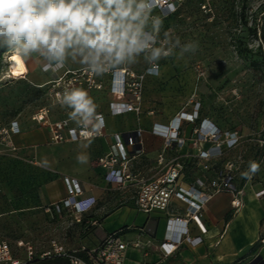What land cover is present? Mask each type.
<instances>
[{
    "label": "crops",
    "instance_id": "obj_1",
    "mask_svg": "<svg viewBox=\"0 0 264 264\" xmlns=\"http://www.w3.org/2000/svg\"><path fill=\"white\" fill-rule=\"evenodd\" d=\"M136 70L128 67L136 73ZM161 69V68H160ZM159 69V71H160ZM157 76H147L157 78ZM45 77V83L53 80ZM107 79V78H106ZM145 81V82H146ZM47 82V83H48ZM89 95L97 93L88 91ZM115 100L108 93L102 103H96L97 113L103 119L104 129L101 135L78 141H69L67 133L62 134L65 141L54 143L51 141L49 128L41 122L32 120L33 113L26 121L15 119L20 132L11 136L13 150L0 144V205L5 208L0 211V218L7 215H17L24 212L42 210L63 200L66 195L64 178L75 179L83 190V197H93L103 201V208L110 207L109 211H97L99 218L97 228H94L89 246L98 244L107 234L123 229L121 239L128 243L138 242L140 247L128 246L125 251L123 264H264V156L259 163V171L242 185L235 183L234 195L229 192L214 194L210 200L202 204L201 223L206 232L201 234L198 227L189 223V235L192 238L201 237L202 241L196 246L183 244L168 257H163L159 246L164 240L168 229V219L183 217L187 206L176 198L171 200L167 212L153 211L148 214L138 212L133 204V189H124L108 184L105 170L96 165V161L104 156L113 144V135L134 134L140 129L142 143L138 153L126 147L130 157V170L142 178H153L167 170V166L158 164V156L163 151L171 120L180 115L179 108L166 104L156 106L146 97L144 89L141 103L142 114L125 113L111 115L108 103ZM197 103V102H195ZM192 103L186 104L192 113ZM190 105V106H189ZM200 110V109H199ZM69 109L63 107L59 120H69L70 127H78L69 117ZM183 113V110L182 112ZM184 116H190L187 112ZM199 115V113H198ZM53 118L51 115L49 119ZM210 123L218 126L213 118L201 116ZM51 121H56L52 120ZM199 121H181L179 138L184 145L178 147L173 144L166 150V161L178 159L183 164L181 178L178 180L179 188L188 190L195 181H206L224 171L215 173L209 165L210 162L225 158H213L209 161L198 157L200 150H206L210 145H193L194 130L198 128ZM2 128V127H0ZM97 131V124L94 126ZM220 128V127H219ZM87 156V163H78L77 155ZM206 169L203 167L206 166ZM123 193L119 200L111 198L115 191ZM209 192L207 188H199ZM263 191V195L256 193ZM113 197V196H112ZM240 200L241 205L234 208L231 205L233 198ZM90 215L88 213L85 217ZM26 241L24 239L16 241ZM35 244L34 242H31Z\"/></svg>",
    "mask_w": 264,
    "mask_h": 264
},
{
    "label": "rangeland",
    "instance_id": "obj_2",
    "mask_svg": "<svg viewBox=\"0 0 264 264\" xmlns=\"http://www.w3.org/2000/svg\"><path fill=\"white\" fill-rule=\"evenodd\" d=\"M152 15L163 19L161 41L168 32L178 36L182 44L197 43L198 49L183 58L172 55L161 59L160 75L145 82L146 97L156 106L169 104L187 114L191 112L186 104L191 102L193 108L198 102L199 119L209 116L222 131L236 132L238 143L224 159L209 165L218 174L226 162L234 164V182L242 185L249 179L241 175L249 162L259 164L264 156V0H181L175 13L162 16L152 11ZM11 52L0 48V127L15 119L26 121L42 108L57 121L63 106L50 98L42 80L83 67L69 62L53 72L45 70L42 60L33 56L21 59L27 73L14 80L7 72ZM145 66L141 58L131 67L140 70ZM101 80L103 88L92 90L97 93L91 95L97 104L107 98L109 79L103 75ZM122 195L117 190L111 198L118 201ZM104 205L96 200L81 223L69 216L49 220L42 210L7 215L0 218V238L10 244L20 238L44 246L56 240L69 250L77 249L90 243L99 223L96 212L110 209H102ZM4 209L0 205V211Z\"/></svg>",
    "mask_w": 264,
    "mask_h": 264
},
{
    "label": "built area",
    "instance_id": "obj_3",
    "mask_svg": "<svg viewBox=\"0 0 264 264\" xmlns=\"http://www.w3.org/2000/svg\"><path fill=\"white\" fill-rule=\"evenodd\" d=\"M181 0H150L152 11L168 16L175 13ZM149 65L141 72L136 73L128 67H121L107 73L108 93L115 100L108 103V110L111 115H122L125 113L142 114L141 103L144 95L145 81L147 76H157L148 73ZM160 69V68H159ZM44 86L48 87V93L52 100L60 102V96L66 88L78 87L87 91L100 90L103 88L101 76H96L86 69L64 70L53 80ZM199 107L197 102L193 106V111L189 119L184 117V113L173 118L168 126V134L163 151L158 156V164L167 166V170L153 178H142L132 174L130 170V157L126 147L138 153L141 148L140 135L138 129L134 134L126 135L123 138L120 134L113 135V144L110 150L96 161V165L105 170V181L118 188L133 189V204L138 212L148 214L153 211L167 212L171 200L176 198L187 206V211L183 217H171L168 219V229L159 249L163 257L173 254L183 244L196 246L201 243V237L192 238L189 235V223L193 222L201 234L206 232L202 225L201 208L202 204L208 202L210 198L220 192H229L234 195V164L226 162L222 174L206 181H195L188 190L179 188L178 180L181 178L183 164L178 159L166 161V150L173 144L181 147L184 140L179 138L181 121L199 120V126L194 130L193 145H205L210 147L200 150L198 157L209 161L213 158H221L226 152L232 149L239 140L236 132H224L218 126L210 123L206 119H199ZM46 108L40 109L32 116V120L41 122L49 128L51 141L60 143L65 141L63 132L67 133L69 141H78L101 135L104 129L103 119L97 116V131L85 130L82 126L70 127L69 120L62 119L51 121ZM20 128L16 121L10 122L7 127L0 128V144L8 146L13 150L11 136L18 134ZM206 169V166L203 167ZM66 197L47 208L45 212L49 214L51 220L59 221L63 217H73L76 223H81L89 213L96 199L93 197H83V190L75 179L64 178ZM207 188L209 192L199 190ZM263 195V191L256 193V196ZM231 205L238 208L241 202L236 197ZM123 229L107 234L98 244L89 246L81 245L77 249H67L56 240H50L46 246L33 244L26 241H16L14 246L0 238V264H42L53 259H63L67 264H123V258L128 246L140 247L138 242L128 244L121 239ZM248 264H254L253 262Z\"/></svg>",
    "mask_w": 264,
    "mask_h": 264
},
{
    "label": "clouds",
    "instance_id": "obj_4",
    "mask_svg": "<svg viewBox=\"0 0 264 264\" xmlns=\"http://www.w3.org/2000/svg\"><path fill=\"white\" fill-rule=\"evenodd\" d=\"M162 26L150 0H0V48L21 59L38 56L53 72L72 62L103 76L142 58L149 74L160 75L161 59L183 58L198 49L197 43L182 44L168 32L161 41ZM60 104L75 123L96 130L97 105L87 90L66 88ZM77 162L87 163V156L78 154ZM259 167L250 161L241 175L250 179Z\"/></svg>",
    "mask_w": 264,
    "mask_h": 264
},
{
    "label": "bare ground",
    "instance_id": "obj_5",
    "mask_svg": "<svg viewBox=\"0 0 264 264\" xmlns=\"http://www.w3.org/2000/svg\"><path fill=\"white\" fill-rule=\"evenodd\" d=\"M7 61H8V71L7 72H8L9 78L17 80V79H21L25 77L27 73V67L22 63L21 58L17 54H15L14 52H11L7 58ZM48 79H47V82H48Z\"/></svg>",
    "mask_w": 264,
    "mask_h": 264
},
{
    "label": "trees",
    "instance_id": "obj_6",
    "mask_svg": "<svg viewBox=\"0 0 264 264\" xmlns=\"http://www.w3.org/2000/svg\"><path fill=\"white\" fill-rule=\"evenodd\" d=\"M199 121V120H197ZM36 264H39V263H36ZM42 264H67V262L63 259H53V260H50L48 262H44Z\"/></svg>",
    "mask_w": 264,
    "mask_h": 264
}]
</instances>
